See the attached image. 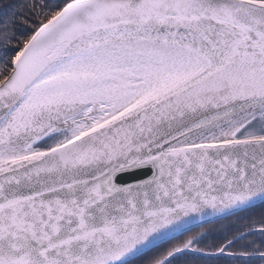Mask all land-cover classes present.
Returning <instances> with one entry per match:
<instances>
[{"label": "snow or ice", "instance_id": "obj_1", "mask_svg": "<svg viewBox=\"0 0 264 264\" xmlns=\"http://www.w3.org/2000/svg\"><path fill=\"white\" fill-rule=\"evenodd\" d=\"M209 260L264 264V0L0 4V264Z\"/></svg>", "mask_w": 264, "mask_h": 264}, {"label": "trees", "instance_id": "obj_2", "mask_svg": "<svg viewBox=\"0 0 264 264\" xmlns=\"http://www.w3.org/2000/svg\"><path fill=\"white\" fill-rule=\"evenodd\" d=\"M62 2V0H61ZM7 3V0H0V4ZM258 215V214H257ZM224 229L220 223H216L210 226L209 229V239L206 241L207 244H216L219 243L222 239ZM203 246V245H202ZM207 264H212V261L209 260Z\"/></svg>", "mask_w": 264, "mask_h": 264}, {"label": "water", "instance_id": "obj_3", "mask_svg": "<svg viewBox=\"0 0 264 264\" xmlns=\"http://www.w3.org/2000/svg\"><path fill=\"white\" fill-rule=\"evenodd\" d=\"M129 175V179L131 180V174H128Z\"/></svg>", "mask_w": 264, "mask_h": 264}]
</instances>
